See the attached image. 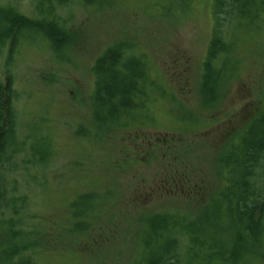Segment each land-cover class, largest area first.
<instances>
[{
  "label": "rangeland",
  "instance_id": "1",
  "mask_svg": "<svg viewBox=\"0 0 264 264\" xmlns=\"http://www.w3.org/2000/svg\"><path fill=\"white\" fill-rule=\"evenodd\" d=\"M1 2L37 18L36 0ZM170 4L171 0H117L107 9L76 2L58 9L69 30L54 46L58 58L40 30L35 37L21 38L16 47L8 67L15 79L18 133L48 155L41 167L39 160L29 162L30 152L23 153L20 157L27 163L9 173L21 193L29 195L24 205L29 218L20 226L27 229L20 234L32 232V227L44 231L43 236L37 233L36 250L25 254L36 257L32 259L37 264H133L145 217L161 210L201 212L223 184V149L264 109V43L262 50L247 45L241 76L220 91L222 101L205 105L202 63L213 28L212 0L177 3L166 10ZM47 30L59 32L57 25L47 24ZM117 41L132 42L147 54L154 77L163 80L162 90L152 88L160 82L144 88L147 95L160 99L148 100L143 119H160L161 126L95 128L90 102L93 64ZM7 60L6 50L0 59L3 77ZM173 93L175 101L169 99ZM188 110L210 122L188 133L168 129L170 116L193 119ZM48 139L49 152L44 150ZM126 157L133 163L122 167ZM89 185L98 190L110 186L119 195L105 199L108 210L90 223L92 229L66 228L73 217L71 201ZM10 213L5 209V217ZM6 230L0 232V252L10 245Z\"/></svg>",
  "mask_w": 264,
  "mask_h": 264
},
{
  "label": "trees",
  "instance_id": "2",
  "mask_svg": "<svg viewBox=\"0 0 264 264\" xmlns=\"http://www.w3.org/2000/svg\"><path fill=\"white\" fill-rule=\"evenodd\" d=\"M116 1L36 0L38 14L37 18H33L0 0V59L6 50L8 58L7 73L3 77L0 72V232L6 228L10 235V245L0 252V264H37L34 261L36 257L34 259V256L25 254L36 250L39 235L44 231L41 227H32V232L24 231L23 236L20 234L27 229L20 226H26L29 218L24 207L29 195L21 193L9 173L27 163L20 157L23 153L30 152L32 160L29 162L39 160L37 163L41 167L46 165L44 159H48V155L34 149L32 142L23 140L18 133L17 94L14 75L8 67L10 60L21 38L35 37L39 30L43 32L40 36L47 39L58 58L54 46L69 35L65 21L57 15L59 7L70 8L77 2L85 8L109 9ZM192 1L171 0L165 9ZM212 9L213 28L202 63L201 84L203 102L208 106L222 101L220 91L241 76L244 63L242 52L247 45L262 50L264 43V0H212ZM47 24L57 25L59 32L50 33ZM152 70L147 54L138 52L132 42H114L98 55L93 64L95 82L90 96L97 124L95 128L129 129L162 125V120L151 116L143 119L148 100L160 99L154 93L148 92L147 95L144 89L149 83L160 82ZM163 86L161 80L152 88L162 90ZM174 98L173 93L169 99ZM193 114V119L170 116L168 129L188 133L193 132L196 125L205 127L210 122V119L191 111L190 115ZM237 133L220 156L223 184L210 196L204 209L198 213L161 210L145 217L133 264H256L264 261V109ZM49 141L44 149L47 152L52 149ZM131 163L133 160L128 157L120 162L122 167ZM23 167L27 168V165ZM113 195H119L113 187L98 190L89 185L71 201L73 217L71 215L65 227L75 231L81 227L92 229L90 223L100 220L108 210L105 199ZM7 208L11 213L5 217ZM14 245L18 248L14 249ZM8 252H11L10 256L3 259Z\"/></svg>",
  "mask_w": 264,
  "mask_h": 264
}]
</instances>
